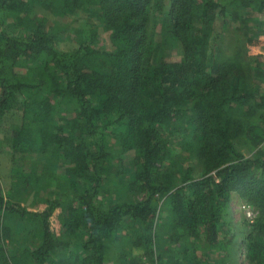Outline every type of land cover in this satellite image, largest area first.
I'll use <instances>...</instances> for the list:
<instances>
[{"label":"trees","instance_id":"16d2710c","mask_svg":"<svg viewBox=\"0 0 264 264\" xmlns=\"http://www.w3.org/2000/svg\"><path fill=\"white\" fill-rule=\"evenodd\" d=\"M83 10L63 51L57 20ZM13 110L0 264H206L235 192L264 264V0H0Z\"/></svg>","mask_w":264,"mask_h":264},{"label":"rangeland","instance_id":"374dc122","mask_svg":"<svg viewBox=\"0 0 264 264\" xmlns=\"http://www.w3.org/2000/svg\"><path fill=\"white\" fill-rule=\"evenodd\" d=\"M87 15V12L83 10L78 11L60 21L57 20L60 22L57 23V25L62 26V29L58 34H56L59 48H61L63 51L70 52L74 47L77 46V38H79L77 30L83 24V20ZM222 24L223 22L221 20L217 21L216 29L219 30V28H222ZM252 24L255 25L257 22H253ZM97 32L98 46L108 45V42L106 41V31H104L101 27H98ZM173 54L175 55V52ZM16 119L17 113L13 110L2 116L0 121V186L5 190L6 193L10 187H13V189H15L17 192L19 191V185L13 184V182L16 181V177L14 176L16 173L13 174L14 170L12 169V164L10 162L9 147L6 146L5 136V129L14 124ZM107 139L109 140L110 138L108 137ZM239 146L241 147H239V150L245 152L247 156L251 154L250 152L245 151L246 149H244L243 146ZM169 153L170 156L176 154L175 145L173 143L171 144V150H169ZM125 165L127 168H132L131 161H128ZM25 202L31 209H34V207L29 205L32 204L31 198ZM247 210L252 211L253 219L247 216ZM256 214L255 208L247 204L240 197L238 192L233 193L226 211V219L230 222L229 226L225 227L227 237L221 241V247H218V250H216L214 253H209L206 264H252L245 257L243 239L245 236L244 232L248 231L250 223L253 222ZM50 220L53 227L58 226L56 214L52 215Z\"/></svg>","mask_w":264,"mask_h":264},{"label":"built area","instance_id":"2783aa9c","mask_svg":"<svg viewBox=\"0 0 264 264\" xmlns=\"http://www.w3.org/2000/svg\"><path fill=\"white\" fill-rule=\"evenodd\" d=\"M243 207H245V206H243ZM247 216L249 217V218H251V219H253L252 217H253V214H252V211L251 210H247Z\"/></svg>","mask_w":264,"mask_h":264}]
</instances>
